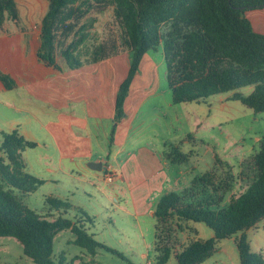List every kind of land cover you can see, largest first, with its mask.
Here are the masks:
<instances>
[{"label":"trees","instance_id":"16d2710c","mask_svg":"<svg viewBox=\"0 0 264 264\" xmlns=\"http://www.w3.org/2000/svg\"><path fill=\"white\" fill-rule=\"evenodd\" d=\"M48 11L41 24L39 59L58 69L57 57L71 69L128 51L131 65L117 100L119 121L131 84L143 57L162 46L172 103H202L213 96L254 86L250 95L235 93L255 113H264V35L256 33L246 18L248 11L264 9V0H47ZM113 8L117 32L96 46L91 58L82 61V49L95 23L92 13ZM12 0H0V23L16 15ZM6 88L9 77L1 75ZM0 144V238L11 237L22 246L35 264H54L55 237L70 230L74 244L95 255L103 248L116 253L89 234L84 219L55 217L53 211L67 213L69 202L48 197L49 213L40 215L23 202L45 181L30 174L23 152L37 143L27 140L18 129L1 133ZM172 164H182L188 156L177 148L168 154ZM256 175L239 194L233 193L237 179L220 159L205 174L196 177L181 192L165 194L159 200L155 248L158 256L151 264H203L218 251V243L235 235L240 264H264V255L253 251L246 232L264 220V140L253 157ZM230 201L224 204L227 194ZM189 222L203 223L214 232L210 239L190 240L177 251L174 236Z\"/></svg>","mask_w":264,"mask_h":264},{"label":"crops","instance_id":"0c3cea01","mask_svg":"<svg viewBox=\"0 0 264 264\" xmlns=\"http://www.w3.org/2000/svg\"><path fill=\"white\" fill-rule=\"evenodd\" d=\"M15 1L21 7L19 20L0 23V77H9L12 84L7 89L0 79V106L13 112L9 118L12 131L18 129L38 144L36 148H47L41 157L45 172L34 171L33 175L45 180L43 174L51 173L57 182L71 187L81 180L87 184L83 192L90 198L95 191L106 194L105 188L110 187L119 194L115 197L113 193L116 202L125 200L121 209L129 217L139 221L154 216L162 196L181 192L192 181L187 180V187L181 184L183 171L172 167L178 164L168 157L166 139L147 132L152 116L166 111L156 104L160 74L155 61L148 53L143 57L124 103V116L117 121V100L130 70V53L119 51L75 69L59 56L58 69L47 66L38 52L49 2ZM245 16L254 31L264 35V9L248 11ZM167 106L171 109V103ZM27 150L23 157L29 169ZM99 162L103 169L93 170L91 164ZM109 167L116 173L113 183L104 181L103 172ZM83 173L87 178L81 177ZM196 233L195 238L188 234L189 240L183 244L202 239L197 229Z\"/></svg>","mask_w":264,"mask_h":264},{"label":"rangeland","instance_id":"374dc122","mask_svg":"<svg viewBox=\"0 0 264 264\" xmlns=\"http://www.w3.org/2000/svg\"><path fill=\"white\" fill-rule=\"evenodd\" d=\"M12 1L15 4L17 14L15 18H18V21L21 7L17 6L15 0ZM91 18L95 20V23L90 31V38L82 49V57L87 59L91 58L92 50L102 42L108 41L112 33L116 34V28H118L113 20V8L101 14L94 12ZM148 56L155 61L158 66L156 73L160 74L156 104L159 109L165 107L166 111L158 117L152 116L147 123V132L149 135L156 133L159 139H166L168 152H171L172 148H177L188 156L186 162L172 166L177 171H183L180 177L181 184L189 186L187 180L193 181L196 177L210 171L216 165V160L220 159L235 174L237 184L233 193L239 194L256 175L253 157L261 150L264 140V113H255L240 101L231 98L235 93L252 94L254 86L213 96L202 103L173 105L162 46L155 51H150ZM168 103H171V109L167 106ZM147 109L145 110L148 111ZM12 113H9V109L0 106V144L1 133L12 131L9 126V118L14 116ZM46 150V147L27 150L26 158L29 165L27 171L31 172L30 174L33 175L34 171L39 175L45 172L46 165L41 157L48 152ZM103 173L105 176V172ZM36 177L44 180L42 177ZM43 177L46 180H44L45 184L35 193L23 198L25 205L40 215H46L49 213L46 202L48 197L69 202L72 208L67 213L63 211L61 214L53 211L55 217L62 216L73 221L77 219L85 221L86 217L83 216L82 209L92 220V222H84L89 234L93 235L98 242L116 250V253H113L99 248L96 254L92 255L86 249L76 246L74 234L66 230L55 237L52 255L54 264H151L155 262L159 254L155 248L157 221L154 216L149 215L139 221L129 217L121 209L125 207V200L120 199L116 202L110 187L105 188L106 194L93 191L90 198L84 194L83 188L87 184L81 180L76 181L75 187H71L66 183L57 182L55 179L58 178L51 173L43 174ZM192 181L189 182L190 185ZM105 184L107 183H101L102 186ZM232 194L225 196L224 204L230 201ZM188 225L189 228L185 223L183 230L174 236L175 249L180 248L185 240H189L188 234L195 238L196 229L202 239H210L214 236V232L203 223L189 222ZM246 235L253 251L264 255V220L257 228L247 231ZM239 236L235 235L220 241L217 253L206 264H240L235 242ZM174 262L173 257L170 264ZM0 264L35 263L25 256L23 246L16 239L1 237Z\"/></svg>","mask_w":264,"mask_h":264},{"label":"built area","instance_id":"2783aa9c","mask_svg":"<svg viewBox=\"0 0 264 264\" xmlns=\"http://www.w3.org/2000/svg\"><path fill=\"white\" fill-rule=\"evenodd\" d=\"M82 178H87V174L83 173L81 174ZM116 178V173L112 170V168H107V171L105 172L104 181L107 183H113ZM115 197H119V194L117 192L114 193Z\"/></svg>","mask_w":264,"mask_h":264},{"label":"water","instance_id":"95a60500","mask_svg":"<svg viewBox=\"0 0 264 264\" xmlns=\"http://www.w3.org/2000/svg\"><path fill=\"white\" fill-rule=\"evenodd\" d=\"M93 166H91V168H93V170H98L101 171L103 169V164L102 163H93L91 164Z\"/></svg>","mask_w":264,"mask_h":264}]
</instances>
